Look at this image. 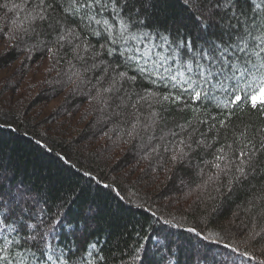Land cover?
Returning <instances> with one entry per match:
<instances>
[{
  "label": "snow or ice",
  "instance_id": "snow-or-ice-1",
  "mask_svg": "<svg viewBox=\"0 0 264 264\" xmlns=\"http://www.w3.org/2000/svg\"><path fill=\"white\" fill-rule=\"evenodd\" d=\"M0 7L11 11L19 5L9 7L5 3ZM28 20L29 27L20 36V42L36 40L52 52L53 60L62 51L78 60L83 73L77 75L76 89L91 86L95 92L91 98L98 102L99 111L108 122L121 120L127 106L136 108L130 101L131 88L138 78L148 79L150 83L167 80L166 89L171 88L174 93L165 95V101L183 104L186 97L195 102L211 97L216 101L217 111L227 112L228 120L239 118L237 110L241 106L264 120V0H35L28 7ZM117 35L120 39H116ZM93 38L99 50L92 43ZM154 38L161 41L158 47L168 49L170 54L161 56L158 65L153 62L151 72L147 62L141 65L143 56L135 55L141 50L139 46L121 51L122 42L139 40L142 45ZM169 60L172 64L179 63V68L173 70ZM161 72L167 76H161ZM89 73L93 74L92 78H88ZM136 95L139 104L144 97ZM228 120L222 119L220 126L226 127ZM126 122L131 124L127 135H138L136 124L131 120ZM23 124L24 116L19 111L0 110V264H115L117 260L121 264H181L182 260L183 264H252L253 261L264 264L257 255V252L264 254V200L257 203L253 196L237 206L232 219L218 223L224 213L207 206L201 210L199 205L206 204L207 193L198 194L193 202L196 209L187 215L182 213L173 223L175 217L171 212L164 213L160 208L153 211L155 204L138 191L130 192L128 186L117 188L111 183L100 185L91 170L80 172L72 163V150L55 152L48 146L47 133L33 141L27 131L21 132ZM22 138L26 145L34 143L42 156L51 154L55 158L49 157L47 163L37 158L34 163L39 168L58 162L60 171L88 177L89 186L95 180L100 187L115 192L118 210L124 205L141 208L147 215L141 227L151 228L148 237L151 244L142 246L138 240L134 247L126 242L124 248L119 243L115 249L107 248L110 233L101 246L94 229L100 209L93 203L73 215V205L84 189L76 192L73 187L71 192L76 194L69 199L71 193L52 195L51 186L41 192L35 185L16 182V171L4 161L11 162ZM180 143L181 149L165 148V152L181 167L202 152L211 154L213 148L206 139L191 136ZM148 147L157 153L156 147ZM240 156L236 165L237 182L246 181L253 170L251 164L246 170L244 154ZM215 167L219 169L220 165ZM214 182H219V175L209 176L207 181L190 189L189 194L203 191ZM232 183L230 180L225 200L234 190ZM136 199L144 203L135 204ZM207 199L214 198L207 196ZM165 215L172 219H165ZM241 215L246 219L237 224ZM190 222L193 226L182 227ZM117 250L121 252L119 257L113 255Z\"/></svg>",
  "mask_w": 264,
  "mask_h": 264
},
{
  "label": "trees",
  "instance_id": "trees-1",
  "mask_svg": "<svg viewBox=\"0 0 264 264\" xmlns=\"http://www.w3.org/2000/svg\"><path fill=\"white\" fill-rule=\"evenodd\" d=\"M33 2L35 0H0V5H19V8L11 11L0 7V71L15 66L14 73L0 83V110L10 109L23 114L21 132L27 131L33 141L47 133L48 146L55 152L67 148L72 150V163L80 172L91 170L93 177L99 178L100 185L111 183L117 188L128 186L130 192L138 191L140 196L147 197L155 204L153 211L160 208L164 213L171 212L175 217L173 223L181 218L182 213L187 215L196 209L197 205L193 202L198 194L207 193V196L214 198L208 200L205 196L206 204L199 207L201 210L205 206L210 210L218 208L223 212L218 223L232 219V213L245 200L253 196L257 203L264 200V120L257 113H250L241 106L237 110L239 118L228 120L227 112L223 109L217 111L216 101L211 97L203 102L191 101L186 97L183 104L165 101V95L171 96L174 93L173 89H166L167 80L163 83H150L148 79L138 78L131 88L133 98L130 101V104L137 105L136 108L127 106L121 120L108 122L99 111L98 102L91 98L95 96L91 86L76 89L79 83L77 75L83 73L78 60L72 55H65L63 51L53 60L52 52L36 40L20 42V36L29 27L28 7ZM160 31L163 32V29ZM152 32L155 36V30ZM116 39H120L119 35ZM92 43L97 44L95 38ZM160 44L161 41L155 38L142 45L139 40H128L127 43H121V51L132 45L139 46L141 50L135 55L143 56L140 63L143 66L147 62L146 66L151 72L153 62L158 65L161 56L170 54L168 49L161 50L158 47ZM107 59L111 61L110 57ZM44 63L47 67L40 72ZM168 63L173 70L180 66L179 63L172 64L171 60ZM39 73L41 77L37 81L32 79V75L37 76ZM92 75L89 73L88 78H92ZM160 75L167 76V73L161 72ZM92 82L95 83V80ZM137 93L144 97L139 104ZM175 94L179 95V92ZM55 99H59L58 105L47 110L50 102ZM222 119L228 120L226 127L220 126ZM128 120L136 124L138 135H127L131 131V124L126 122ZM210 128L213 131L210 132ZM189 136L206 139L213 144V148L211 154L202 152L194 156L191 163L181 167L171 161L165 148L179 150L183 147L180 142L187 141ZM148 145L156 147L157 153H153ZM241 153L244 154L246 170L249 164L253 170L246 181L237 182L239 174L236 165L240 163ZM218 156L221 159H217ZM49 157L51 154L42 156L34 143L26 145L22 138L18 153L13 154L11 162L5 159L4 163L16 171V182L35 185L41 192L51 186L52 195L71 193V199L76 194L71 192L73 187L76 192L84 189L80 199L73 205V215H78L93 203L100 209L94 229L100 237L101 246L105 245L110 233L107 248L115 249L117 243L120 248H124L126 242L129 247H134L138 240L142 246L151 244L148 239L152 234L151 228L141 227L147 219L141 208L124 205L118 210L116 193L100 187L95 180L89 186L88 177L60 171L58 162L46 168H39L34 163L37 158L47 163ZM216 164L220 165L219 169L215 167ZM217 175L219 182L209 183L203 191L189 194L190 189L197 184L207 181L209 176L215 178ZM230 180L234 190L230 198L225 200ZM143 203L141 199L135 200V204ZM164 218L172 219L167 215ZM241 219L246 217L241 215L236 223L239 224ZM191 226V222L182 225L184 228ZM113 255L119 257L121 252L114 251ZM257 255L264 260V254L257 252ZM115 264L121 262L117 260Z\"/></svg>",
  "mask_w": 264,
  "mask_h": 264
},
{
  "label": "rangeland",
  "instance_id": "rangeland-1",
  "mask_svg": "<svg viewBox=\"0 0 264 264\" xmlns=\"http://www.w3.org/2000/svg\"><path fill=\"white\" fill-rule=\"evenodd\" d=\"M46 63H44L43 64V66L40 68V72H42V70L44 69H46ZM14 68H15V66L14 65H12L11 67H8V68H6V69H3V70H1L0 71V83L3 81V80H6L7 78H9L14 72ZM32 79H34L35 81H37L38 80V78H40L41 77V73H39L37 76H35V75H32ZM58 103H59V99H55V100H53L52 102H50V104L48 105V107L46 108L47 110L48 109H52V108H55L57 105H58Z\"/></svg>",
  "mask_w": 264,
  "mask_h": 264
}]
</instances>
